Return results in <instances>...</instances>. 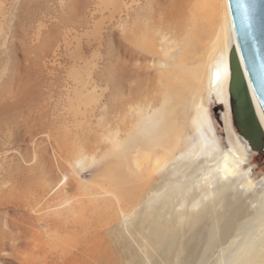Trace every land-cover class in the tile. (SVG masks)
Segmentation results:
<instances>
[{
  "label": "rangeland",
  "instance_id": "1",
  "mask_svg": "<svg viewBox=\"0 0 264 264\" xmlns=\"http://www.w3.org/2000/svg\"><path fill=\"white\" fill-rule=\"evenodd\" d=\"M167 2L0 0V264H243L237 228L223 234L216 223L209 250L196 234L208 231L210 208L222 213L238 199L242 220L264 223V150L246 148L229 91L224 110L213 99L209 66L194 79L200 127L178 120L191 149L163 162L167 148L152 137L163 102L156 85L166 90L184 36L154 32L146 62L129 36ZM203 56L191 53L187 65ZM148 90L155 105H144ZM161 221L178 242L169 258L151 234ZM94 228L102 261L88 249Z\"/></svg>",
  "mask_w": 264,
  "mask_h": 264
},
{
  "label": "bare ground",
  "instance_id": "2",
  "mask_svg": "<svg viewBox=\"0 0 264 264\" xmlns=\"http://www.w3.org/2000/svg\"><path fill=\"white\" fill-rule=\"evenodd\" d=\"M222 1L224 8L223 12L220 10V0H168V2L161 7L160 14L157 15L149 11L146 12L144 15V22L137 23L131 30L129 42L132 47L138 51L137 56L144 62L150 59L152 54H155L151 42L154 32L158 31L161 35V39H165L166 34L173 39L184 36L178 51L168 62L169 67L165 72L166 90L162 91L164 88L159 86V83L156 85V90L160 92L163 102L157 110L158 122L152 131V137H155L160 146L167 148V150H163L162 153L163 162L175 160L177 154L185 153L192 147L188 138L186 139V137H184L181 141L178 139L179 134L183 132V128L178 121L180 117L186 118V116H188L192 121L191 124L200 127L199 123L202 118L200 116L196 118L198 112L195 114L193 113V115L191 109L195 104L199 103L196 98L195 92L197 90L194 86V79L201 66L206 65L210 67L209 87H213V99L222 110H224L227 105L226 96L230 79L228 61L229 50L232 47L236 48L238 53L239 50L233 31L227 0H225L226 6L224 0ZM219 11L221 13V21L217 23L216 17ZM212 41L214 42L212 43ZM197 51L204 52L203 59L196 67H189L187 65V59L190 57L191 53ZM238 55L240 57V54ZM215 57H217V61L215 63L211 62L213 63L211 65L209 59H214ZM159 60L161 59L159 58ZM240 61L243 66L241 57ZM145 70L149 72L146 75L152 72L149 67L146 66ZM155 72L156 73L152 75H159L158 77H162L161 70ZM247 86L254 115L264 133V114L249 85L248 79ZM147 96L148 97H145L143 100L144 105L146 104L148 106L149 102L152 103L151 105H155L156 103L152 102L154 99L149 90ZM200 106H202L201 103ZM201 109L204 111L203 106ZM246 148L252 149L250 143L246 144ZM221 174L224 175L225 171L222 170ZM115 182L123 183L125 189H130L132 187L131 182L124 177L122 172L117 173ZM225 184L226 183L217 181L216 187L224 189ZM224 198L226 199V197ZM243 208L239 199L232 205L228 204L225 211L222 213L214 212V210L210 208V211L207 213V219H209L207 223L208 231L205 229L203 231L201 227L197 226L196 234L197 237H199L198 244L208 238L206 240V248L207 250L212 248L215 243H213V230L215 229L214 226L216 223L218 227L222 229L223 234L230 232L233 228H237L240 230L243 237L241 245L239 244L240 246H238L240 251H242L239 252V254L242 253L240 257L243 259V264H262V262H264V254H262V250L264 249V223L262 221L254 223L255 221L242 220L246 218L244 217L245 213ZM196 220L200 222L199 226L202 224L204 225L205 218L201 214L197 216ZM199 222L196 223L199 224ZM168 223L169 222L166 221L155 222L152 225L151 234L157 241L159 247L165 250L166 257L169 258L170 252L178 242L175 240L174 233L170 232ZM260 228H263L262 234L255 237ZM92 236L93 239H91L88 249H90L92 253L93 260L102 261V241L99 238L101 236L99 230L97 231L94 228ZM198 244H194V246L191 245V254L195 251L194 248ZM239 254L237 253V255ZM237 255L233 256V260Z\"/></svg>",
  "mask_w": 264,
  "mask_h": 264
},
{
  "label": "water",
  "instance_id": "3",
  "mask_svg": "<svg viewBox=\"0 0 264 264\" xmlns=\"http://www.w3.org/2000/svg\"><path fill=\"white\" fill-rule=\"evenodd\" d=\"M227 3L239 50L238 53L232 47L228 55L233 123L253 150H264V133L254 115L247 86L248 79L264 114V0H227Z\"/></svg>",
  "mask_w": 264,
  "mask_h": 264
}]
</instances>
